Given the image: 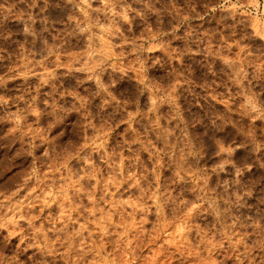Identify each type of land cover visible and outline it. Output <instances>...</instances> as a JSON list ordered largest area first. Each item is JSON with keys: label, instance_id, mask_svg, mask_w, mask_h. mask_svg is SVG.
Segmentation results:
<instances>
[{"label": "rangeland", "instance_id": "374dc122", "mask_svg": "<svg viewBox=\"0 0 264 264\" xmlns=\"http://www.w3.org/2000/svg\"><path fill=\"white\" fill-rule=\"evenodd\" d=\"M0 264H264V0H0Z\"/></svg>", "mask_w": 264, "mask_h": 264}]
</instances>
